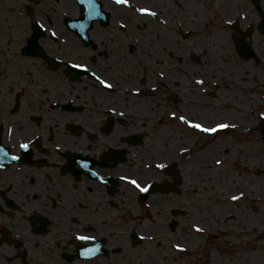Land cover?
<instances>
[{
	"label": "flooded vegetation",
	"instance_id": "obj_1",
	"mask_svg": "<svg viewBox=\"0 0 264 264\" xmlns=\"http://www.w3.org/2000/svg\"><path fill=\"white\" fill-rule=\"evenodd\" d=\"M39 1L22 0V10L33 15ZM48 2L61 18L50 20L39 39L50 60L25 55L22 45L19 55L34 62L22 65L23 74L0 86V264H180L177 255L164 256L160 234L165 198H181L183 180L178 194L159 188L145 194L121 177L136 179L142 187L172 182L167 168L155 164L174 163L182 173L176 159L166 160L175 158L182 139L195 148H218L226 138L250 145L247 152H238V180H245V172L261 175L264 0H129L130 8L115 0H96L90 20L77 0ZM63 2L64 8H55ZM134 3L157 13L153 24L135 19ZM161 15L165 22H159ZM68 18L80 21L70 26ZM27 27L31 32L32 24ZM196 27L213 38L202 85L196 75H182L179 68L183 61L202 59L190 46L182 51L183 39H197L190 33ZM166 29L173 38L170 74L160 48ZM148 38L153 54L145 50ZM216 61L219 67H214ZM76 63L89 71L71 66ZM93 72L112 88L103 87ZM180 115L206 127L220 122L237 127L203 133L186 126ZM21 143H29V149L22 150ZM166 144L178 146L169 150ZM85 161L87 168L81 166ZM209 208L203 205L207 216ZM254 228L252 221L250 232ZM79 235L96 240L82 242L75 239ZM87 248L98 251L82 255ZM221 249L214 250L217 259L211 249L212 257L198 249L192 255L196 260L202 255L199 264H221ZM228 249L235 253L244 248ZM248 250L247 264H259L254 248ZM229 252L226 261L232 264Z\"/></svg>",
	"mask_w": 264,
	"mask_h": 264
},
{
	"label": "bare ground",
	"instance_id": "obj_2",
	"mask_svg": "<svg viewBox=\"0 0 264 264\" xmlns=\"http://www.w3.org/2000/svg\"><path fill=\"white\" fill-rule=\"evenodd\" d=\"M21 0H0V39L2 41L5 40V45L0 46V66L5 65V70L0 69V75L3 71L2 78L5 79L4 82H8L9 79L12 76L23 74L25 72V68L22 67V64L18 61L17 64L12 63L9 60H5L6 56L3 55L7 52V54H10L11 51H16L20 48L22 38H23V31L27 26L28 19L24 16L23 13H21L19 8V3H21ZM129 5H131L129 3ZM129 5H126L127 8L131 7ZM134 13L133 16L135 19L139 21H144V23L153 24L156 20L154 16H150L146 13H141L139 9H141V5L139 3H134ZM135 14V15H134ZM46 20L49 18V13H44ZM159 22H165L164 16L158 17ZM157 22V23H159ZM163 34L165 36V44L162 43L160 48L161 50L164 49V55L166 57L165 59V65L172 67L173 61L168 59L169 52L171 51V40L172 35L171 31L166 29L163 31ZM151 36V34H150ZM0 40V41H1ZM9 42L11 45L8 47ZM149 44L145 48L146 52L148 54H153L154 47L151 43V39L148 38ZM181 74L184 75V73L188 72L185 67H181L180 70ZM230 129V128H229ZM193 146V143L182 139L181 140V147L184 151H189L188 158L192 162V166L194 167V175L195 179H192L193 184L197 187H200V185L205 184L204 188L207 184H219L221 178L219 174L222 172V170L225 168L223 165L225 162H227V159L230 158L235 150H238L239 153H242L243 150L247 152L249 150L248 143L242 144L241 142H232L229 141L228 144H222L220 147L216 148L215 144H208L205 147H196L191 150ZM249 155V152L247 154V157ZM262 156L264 158V151L262 152ZM222 160L224 163L217 164V160ZM193 177V176H192ZM232 178V185L230 183ZM235 179V178H234ZM235 180L237 182V191L234 186ZM233 180V176L230 175L229 180V186L225 189L224 197L226 200L229 201V204L225 205L223 200L220 202V206L215 208H210V213L212 215H215L216 221H213V224L211 227L207 226L206 220H205V213L203 212V207H198L196 216L193 217L191 221L192 230H189L185 232L182 235V238L179 242L176 243V246L178 249H180L183 252H188V250L193 248H198L199 246L202 247V249H205L208 247V249H211L213 258L217 259L219 256L214 251L215 248H224L228 247L230 249H239L241 248L242 244L245 243L246 247L242 250H236L235 253L229 252L230 257L228 258V262L232 264L237 263H245L247 264V261L249 259V248H247V244L249 242L247 236L251 229V215L247 212H244L242 210V206H244V195L246 193V190H243L239 183L238 179ZM228 184V183H227ZM204 191V190H203ZM243 193V196L239 200H232L231 197L233 195H240ZM203 196V195H202ZM197 228L202 229V231H197ZM216 231H220L222 234L220 237V243L219 244H210L207 245V239L206 237H210L215 235L214 233ZM264 233V230L262 229L261 234ZM245 239V240H243ZM247 242V243H246ZM228 244V246H226Z\"/></svg>",
	"mask_w": 264,
	"mask_h": 264
},
{
	"label": "rangeland",
	"instance_id": "obj_3",
	"mask_svg": "<svg viewBox=\"0 0 264 264\" xmlns=\"http://www.w3.org/2000/svg\"><path fill=\"white\" fill-rule=\"evenodd\" d=\"M41 2V4H40ZM62 3V2H61ZM40 6L38 8H36L35 12H33L32 14H36L38 13L40 15V13L42 12V16H40L39 18L41 19L42 17H45L44 13H49V16L52 19V22L56 23V20H60V15L58 17V15H56L54 12L51 11L50 8V4L48 2V0H40L39 3ZM44 6V8L41 10V6ZM63 5H66L64 2L63 4H59L57 3V5H54L56 9L62 8ZM64 8V7H63ZM24 10H26L25 7H23ZM39 11V12H38ZM23 12V10L21 11ZM120 13V12H118ZM25 16L28 18V21L31 22L33 20L34 22V17L33 15H29L25 12ZM38 15V16H39ZM38 18V17H37ZM28 22V23H29ZM47 23V22H45ZM51 23V22H50ZM49 23V24H50ZM48 24V23H47ZM47 27V25H45ZM51 26V25H50ZM196 31L194 32H190L192 33V35H196L197 39L192 41L188 40V39H183L182 40V51L185 52L186 49H188L187 47L190 46V49L193 50L194 52H196L197 54L202 56V59L200 61V63H189V61H183L179 66V68L181 69V67H185L190 69V72L194 75H196V77H205L208 73V66H207V62L205 61L206 57L209 56L211 54V52H213V49L211 52H209V50L212 48V42L211 40H213V38L211 37V32H209L207 29H201L196 27L195 28ZM1 40V39H0ZM1 45H5V40L4 41H0V46ZM11 44L9 43V45H7L8 47ZM214 46V45H213ZM10 48V47H9ZM214 50H217V47L214 48ZM10 54H6L7 59L9 61H11L12 63L17 64V62L19 61L24 67H26L27 63L30 62H34V60H27L26 58L22 57L21 55H19V52L16 51H11L10 50ZM19 57V58H18ZM221 64L219 61L215 62V66L214 67H219ZM228 65V64H227ZM0 69L2 70V66H0ZM172 69L174 71V68H171L170 66L166 67V71L167 73H171ZM214 70V69H213ZM185 74V73H184ZM3 75V74H2ZM5 79H1L0 80V86L4 83ZM12 85H7L6 87H10ZM183 131L188 130L187 128H185V126L182 128ZM186 133V132H185ZM225 143L224 144H228L229 141H231L229 138L224 139ZM178 146L177 144L172 145V144H166V148L169 150H172L173 147ZM181 146H179L180 148ZM250 147V145H249ZM260 151L263 152L264 151V143L262 142L260 145ZM176 152V156L175 158H171V156H169L166 160L167 162L176 159L175 161L181 164V168H182V172H183V177H184V182H183V197L181 198H176L177 201L175 202L173 200L172 196H166L165 198V203H164V211H165V218L163 221V225L165 224V228H164V232L162 234H160L161 239H163V241H165L166 244V248L163 251L164 256L166 257H171L173 255H177L178 260L180 261V264H195V262L197 261V264L200 263L201 261V256L199 255L197 257L194 256L193 250L198 249L197 252L199 253H203L206 252V254L208 255V257H212V255H210V251L209 249H205L203 250L201 246H199L198 248H193L188 250V252H183L181 250H175L173 251L171 247H175L174 245L180 241V239L182 238V235L189 231L192 230V226H191V221L193 219V217L196 216V212L198 207H203V205H205L206 207H210L215 208L220 206V202L221 200H223L224 204L227 205L229 204V201L225 199L224 195H226L225 189L230 187L229 186V180H230V175L233 176V180L238 179V170L236 169V167H234L238 161L239 158V153L238 150L234 151V154L227 159V162H225L223 165L225 166V168L222 170V172L219 174L221 180H224L222 182H219V184H215V182L213 183V185L208 186L207 185L205 188H207V192L206 195L208 196H204L203 194V188L205 184L200 185V187H197L193 184V181H191L192 179H195V175H194V171L191 169V161H186L185 158L188 157V152L189 151H185V152H179V149H175ZM178 153V155H177ZM171 158V159H170ZM262 171H261V175H257V178L254 177H249L248 173L245 172V176L243 182L241 180H238V183L240 185V187L243 190H246V193L244 195V206H242V210L244 212H247L251 215L252 221H253V225L255 226L254 230H252V232H250V236L248 234L247 238L249 240V238L251 239L248 244H247V248H254L253 250V254L255 255L256 258V262H258L259 264H262V259L264 258V251H262L264 249V233L261 234L262 229L264 230V164H262ZM193 176V177H192ZM254 176V175H253ZM235 178V179H234ZM243 179V178H242ZM232 182V178L230 183ZM254 184V191L251 190V184ZM228 183V184H227ZM232 185V183H231ZM228 186V187H227ZM234 186L236 188V192L237 191V182L235 180ZM253 187V186H252ZM203 195V196H202ZM255 196V201H253V196ZM192 204H195V206H192ZM258 207V211L257 212L255 209ZM209 208V209H210ZM173 210H181L182 212H180V214L178 215H173ZM195 210V213H194ZM253 210V211H252ZM215 215L210 214V216L205 217L206 223L208 222L207 226L211 227V225L213 224V221H216ZM153 221V220H151ZM149 221V223H153ZM172 221H176L179 223V226L177 227V229H175V231H171L170 230V226L169 224ZM215 235L211 236V237H206L207 239V245L209 246L211 243L213 244H219L220 243V237H221V233L220 231H216L214 233ZM245 240V239H243ZM247 243V242H246ZM211 244V245H212ZM226 246H228V244H226ZM246 244L244 245V247L241 248H245ZM200 248V249H199ZM208 248V247H207ZM220 248V247H219ZM177 249V248H175ZM196 253V251H194ZM218 252L223 253V257L221 258V264H229L226 261V255L229 252L228 247H224V249L218 250ZM178 253V254H177ZM219 261H214V264H217ZM219 264V263H218Z\"/></svg>",
	"mask_w": 264,
	"mask_h": 264
},
{
	"label": "snow or ice",
	"instance_id": "obj_4",
	"mask_svg": "<svg viewBox=\"0 0 264 264\" xmlns=\"http://www.w3.org/2000/svg\"><path fill=\"white\" fill-rule=\"evenodd\" d=\"M78 2L80 3V5L84 9L83 15L87 19L90 20L91 17H92V14L95 12V9H96V0H78ZM115 2L117 4L129 5V0H115ZM129 6H131V5H129ZM139 11L141 13H146V14H148L150 16H156L157 15V13L155 11H152V10L146 9V8H141V9H139ZM228 23H231V21H228ZM41 27H43V26L41 25ZM52 35L55 36L56 35L55 32H53ZM71 66L73 68L82 69L84 71H89L87 66L83 65V64L76 63V64H72ZM92 76L103 87L112 88V84L108 83L107 80L102 79L100 76H97L96 73L93 72ZM197 83L202 85L204 83V81L200 80V81H197ZM120 115H123V112H121ZM172 115L175 118L176 114L172 113ZM260 115H261L262 118H264V112H262ZM179 120L182 121L189 128H193V129L199 130L200 132H203V133H217L218 131L223 130V129L237 127V125H235V124H228V123H224V122L217 123L214 127H206L202 123L193 122V120L189 119L188 117H186L184 115H180L179 116ZM19 147L22 150H28L29 147H30V144L29 143H21L19 145ZM12 159L16 160V159H19V157L18 156H13ZM216 163L217 164H221V163H224V161L218 159L216 161ZM81 166L84 167V168H87L88 164L85 161V162L81 163ZM155 168H157V169H165V168H167V164L164 163V162L157 163V164H155ZM93 175H96L97 178L100 179L101 181L103 180V177H99L98 174L93 173ZM121 179L127 180L130 184L134 185L135 188H137L141 192H147L149 190L150 185L142 187L141 183H139L136 179H130L127 176H122ZM242 196H243V193H241L240 195H233L231 197V199L236 201V200L241 199ZM197 231H202V229L197 228ZM75 239L79 240V241H82V242H89V241L94 242L96 240V237L95 236H89V235H79V236H76ZM96 251H98V248H87V249L84 250V252H82V255H88V254L94 253Z\"/></svg>",
	"mask_w": 264,
	"mask_h": 264
}]
</instances>
